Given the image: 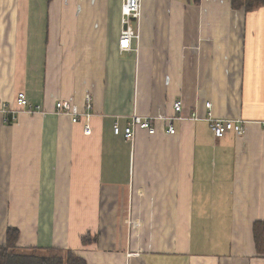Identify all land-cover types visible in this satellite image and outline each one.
<instances>
[{
  "label": "crops",
  "instance_id": "1",
  "mask_svg": "<svg viewBox=\"0 0 264 264\" xmlns=\"http://www.w3.org/2000/svg\"><path fill=\"white\" fill-rule=\"evenodd\" d=\"M121 5L0 0V101L16 108L23 91L42 108L9 123L0 112V245L15 227L20 252L86 264H264L252 235L264 222V6L141 0L138 40L121 51ZM88 95L86 133L55 102L83 110ZM176 100L174 134H113L133 113L173 115ZM208 112L242 120L243 134L216 138Z\"/></svg>",
  "mask_w": 264,
  "mask_h": 264
},
{
  "label": "built area",
  "instance_id": "2",
  "mask_svg": "<svg viewBox=\"0 0 264 264\" xmlns=\"http://www.w3.org/2000/svg\"><path fill=\"white\" fill-rule=\"evenodd\" d=\"M122 12V27L119 35V49L121 51L131 50L132 41L138 40V26L141 20V0H122L121 5ZM136 23L137 30L133 27L132 23ZM137 50V48H136ZM91 97L88 95L86 97L84 108L81 110L78 106L67 100H57L55 102V112L58 114L66 115L70 118L72 123H77L81 119H85L84 132L89 133L90 127L87 123L90 115L92 114V101ZM16 108H11L8 103L0 101V112L3 114L4 122L8 121V116L14 119L17 111L24 110L27 113L41 112L42 108L40 105H35L31 103L26 94L23 91H19L15 97ZM206 107H210V103H205ZM173 115H155V116H141L133 113L130 116L127 125L122 126L118 121H114L112 125V132L114 135H122L125 140H130L134 134V128L138 127L145 129L150 134H154L158 126L165 129L166 133L174 134L175 129L173 126V120H184L185 116L181 115L182 112V102L179 100L173 103ZM207 121L212 133L217 137L221 138L226 132L233 131L237 135L241 136L244 132L242 126V120L232 119V118H217L211 115V112L207 114ZM193 116L191 119H196Z\"/></svg>",
  "mask_w": 264,
  "mask_h": 264
},
{
  "label": "trees",
  "instance_id": "3",
  "mask_svg": "<svg viewBox=\"0 0 264 264\" xmlns=\"http://www.w3.org/2000/svg\"><path fill=\"white\" fill-rule=\"evenodd\" d=\"M194 2L198 3L199 0H194ZM230 5L233 9L243 8L246 12H250L264 6V0H230ZM12 120L8 116L7 123ZM18 235L17 228H7L6 241L3 245H0V264H86L85 259L81 256L74 254L70 250L60 248L44 250L33 248L20 252L16 246ZM252 235L256 250H261L264 247V222L256 221L253 223ZM89 240V237H82L84 243ZM36 250H41L42 252H37Z\"/></svg>",
  "mask_w": 264,
  "mask_h": 264
},
{
  "label": "rangeland",
  "instance_id": "4",
  "mask_svg": "<svg viewBox=\"0 0 264 264\" xmlns=\"http://www.w3.org/2000/svg\"><path fill=\"white\" fill-rule=\"evenodd\" d=\"M215 136V135H214ZM216 137V136H215ZM217 138V137H216Z\"/></svg>",
  "mask_w": 264,
  "mask_h": 264
},
{
  "label": "water",
  "instance_id": "5",
  "mask_svg": "<svg viewBox=\"0 0 264 264\" xmlns=\"http://www.w3.org/2000/svg\"><path fill=\"white\" fill-rule=\"evenodd\" d=\"M123 27H125V26H123Z\"/></svg>",
  "mask_w": 264,
  "mask_h": 264
}]
</instances>
